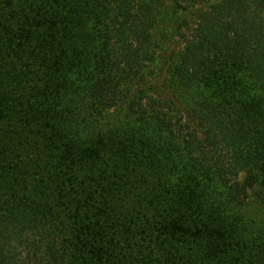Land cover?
I'll use <instances>...</instances> for the list:
<instances>
[{
  "label": "trees",
  "instance_id": "16d2710c",
  "mask_svg": "<svg viewBox=\"0 0 264 264\" xmlns=\"http://www.w3.org/2000/svg\"><path fill=\"white\" fill-rule=\"evenodd\" d=\"M156 1L0 0V264H112L115 199L88 188L125 172L170 264H264V0H166L183 47L154 73ZM29 133L63 184H30Z\"/></svg>",
  "mask_w": 264,
  "mask_h": 264
},
{
  "label": "rangeland",
  "instance_id": "374dc122",
  "mask_svg": "<svg viewBox=\"0 0 264 264\" xmlns=\"http://www.w3.org/2000/svg\"><path fill=\"white\" fill-rule=\"evenodd\" d=\"M152 7L156 17L152 32L159 56L148 70L156 73L161 66L162 55L169 57L182 49L180 32L181 30L184 31L183 21L187 18V15L166 0L152 2ZM0 63L2 65V67L0 66V73H4L6 69L5 66L3 67V61H0ZM121 115L112 114L109 117L121 120ZM115 119H113L114 122ZM28 136V139L16 142L11 148V153L16 157L21 156L20 169L23 172H29L30 184H34V187L40 186L41 190L43 182H45V187H55L57 184H63L64 171L58 170V168H55L57 173L48 171L46 168L50 167V164L53 166L55 162L50 159V164L48 163L44 167L45 151L42 150L43 147L39 137L33 133H29ZM15 166L14 162H9L6 169L12 171ZM118 172L120 175V171ZM125 173L127 175H124L125 177L122 179L113 175L108 180H104L103 175L97 176L95 183L92 182V186L88 188V192L96 194H102L108 188L115 199V205L111 207V219L106 222L108 229L104 232V241L109 246L112 264H170L171 256L164 257L161 252H164V248L167 250L166 244L171 247V252L174 251V248L170 243L164 242V238L158 236L157 231L152 226L154 219L151 218L150 223L143 226L145 222L140 219L134 221L136 217L133 218L132 216V214L136 216V214H143V212L149 214L146 211V204L151 198L149 190L151 185L147 183L145 178L134 174V172ZM17 175L18 178H21L22 173H17ZM20 181L22 180L20 179L19 183ZM71 185L70 182L66 181L62 194L71 193L73 194L71 195L72 198L80 196L79 192L75 193L77 188L74 185L71 187ZM80 194L82 195L81 192ZM71 196L69 195L66 198L70 199ZM253 208L249 206L245 209L247 217L255 216L252 212ZM90 209L92 213L95 212L92 206ZM253 218L256 220V222L253 220L256 229L258 219ZM173 258L176 263H180L182 260H177L174 256ZM71 261L73 260L71 259L67 264H71Z\"/></svg>",
  "mask_w": 264,
  "mask_h": 264
},
{
  "label": "clouds",
  "instance_id": "9594fccd",
  "mask_svg": "<svg viewBox=\"0 0 264 264\" xmlns=\"http://www.w3.org/2000/svg\"><path fill=\"white\" fill-rule=\"evenodd\" d=\"M241 176H243L244 174L243 173H240Z\"/></svg>",
  "mask_w": 264,
  "mask_h": 264
}]
</instances>
